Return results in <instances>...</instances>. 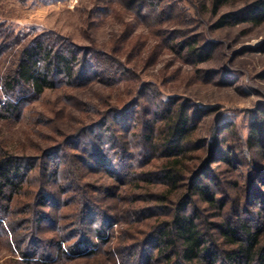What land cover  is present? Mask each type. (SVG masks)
<instances>
[{
	"label": "rangeland",
	"instance_id": "1",
	"mask_svg": "<svg viewBox=\"0 0 264 264\" xmlns=\"http://www.w3.org/2000/svg\"><path fill=\"white\" fill-rule=\"evenodd\" d=\"M253 1L229 0L216 11V0H0V44L5 39L0 48L1 98H5L3 77L14 63L18 46L43 36L61 35L86 50L111 56L117 64L114 67L112 60L95 55V67L83 79L86 87L47 91L19 114L0 119V155L9 152L40 160L38 171L16 194L26 207L12 209L13 217L3 213L18 228L16 239L25 242L22 250L33 227L45 243L58 237L68 242L66 246L74 242V232L90 227V235L101 246L95 258L48 260L49 264H115L111 252L130 248L139 240L146 242L153 226L166 220L165 212L155 206L161 205L157 195L169 194L170 186L161 176L150 178L145 173L159 172L168 161L162 149L147 148L161 147L165 121L157 114L160 106L170 102L187 104L202 120L185 153L188 172L212 161L208 179L196 177L198 171L189 173L180 192L208 180L224 206L209 208L193 197L190 208L199 210L201 225L214 228L226 219L260 221L264 135L255 149L247 141L255 124L264 121V23L246 22L241 15ZM197 41L198 47L206 46L203 58L190 57L183 49L185 43ZM117 108L121 111L115 112ZM117 115L119 125L97 127ZM147 128L155 131L149 144ZM215 139L218 145L212 157L206 146ZM123 142L128 152L118 148ZM223 157H229L231 164L220 162ZM47 162L50 179L40 172V165ZM44 188L60 199L59 207L48 208L46 199L39 201ZM82 208L87 212H80ZM152 208L157 210L147 211ZM38 211L43 213L41 220L50 214L54 223L37 225L36 217L33 223L24 222ZM83 213L90 219L113 217V222H105L107 244L95 235L99 224L91 227L88 218L81 222ZM57 225L59 232L54 230ZM212 233L221 237L216 230ZM9 234L0 231V264H27L19 242L13 243ZM151 264L165 263L158 258Z\"/></svg>",
	"mask_w": 264,
	"mask_h": 264
},
{
	"label": "trees",
	"instance_id": "2",
	"mask_svg": "<svg viewBox=\"0 0 264 264\" xmlns=\"http://www.w3.org/2000/svg\"><path fill=\"white\" fill-rule=\"evenodd\" d=\"M228 1L216 0L215 10L221 9ZM242 14L246 22L258 25L264 23V0H254L244 8ZM48 36L30 40L18 46L14 63L3 77L5 98L0 97V119L5 118L6 115L19 114L27 105L41 98L47 91L59 90L62 87H86L87 84L83 79L89 74L90 68L95 67L93 61H97L99 54L103 59L112 60L109 55H102V52L96 50H86L71 43L68 38L61 35ZM196 44L198 41L185 43L183 49L190 57L203 58L206 56V46L198 47ZM4 46L5 39L1 42L0 48H4ZM110 62L113 63L114 67L117 66L115 60ZM141 95L138 100L142 98ZM138 103L140 102H137L136 105ZM160 107V113L157 115L165 121L160 139L161 147L150 145V148L147 149L154 151L162 149L161 153H166L165 157L168 158V161L160 168L159 172H147L145 176L150 178L156 175L161 176L166 182L164 184L170 186L169 194L157 195L161 205L155 206V208L165 212L163 214L166 220L153 226L146 242L139 240L137 244L131 246L137 249L136 252H129L131 247H124L121 251L116 250V253L111 252V255L115 254V264H119L120 261L121 264H151L154 259L158 258H162L165 264H264V242L262 240L264 213H258L260 221L254 224L243 219H237L236 222L233 219H226L224 222L216 224L214 228L207 224H202L207 225L204 227L201 225L198 216L199 210L190 208L193 205V197L201 198L209 208L223 209L224 207L217 200L216 193L212 191L208 180L191 187L187 192H180L183 189L181 184L185 181L187 174L191 173L192 175L198 171L196 177L208 179L209 169L212 166V161L209 159L197 166L196 169L191 168L188 172V167L184 164L188 145L202 120L185 103L170 102ZM120 111V108H117L115 112ZM118 115L112 122H108L105 118L100 122L99 125L101 126L97 127L103 129L107 128V125L109 127L111 123L113 125L120 123ZM89 130L93 129L89 128ZM147 131L150 132L147 136L148 141H146L149 144L152 142L150 140L155 131L153 128H147ZM87 132L91 133L86 131L85 134ZM263 135L264 121H260L252 129V135L248 139L247 145L253 149L259 147L258 143ZM97 137L101 139L100 134H97ZM122 141L123 138H121L120 143ZM217 142L218 140L215 139L206 146L212 157L217 151ZM118 148L124 152L129 151L126 142H123L122 146L119 145ZM47 152L44 155L48 154ZM39 161L38 158L15 156L9 152L0 155V231L6 229L10 234L12 233L13 243L19 242L20 255L27 264H49L48 260L73 262L97 257L100 254L101 246L90 235L93 233L90 227H86L85 232L82 230L81 233L74 232V238H72L74 242L69 246H66L67 241L58 239V237H54L49 240V243H45L39 238L40 233L33 227L32 235L28 236L30 241L22 250L20 245H25V242L16 239L18 228L13 227L14 221L6 220L3 213L13 217L12 209L17 210L20 205L26 207L19 199L16 200V194L21 192L26 183L38 171ZM220 162L231 164L229 157L220 158ZM50 168V162L40 165V172L46 179H50ZM121 171L119 174H122ZM58 173H61L60 169H58ZM45 199L48 201L44 204L45 207L49 208L51 204H54L57 208L61 205L60 199L58 200L57 196L46 188L41 191L39 201L43 203L42 200ZM4 202H8V205H3ZM165 203L168 205L164 206ZM37 206L39 205L37 204ZM88 208L95 209L91 205ZM88 208H82L80 212L83 209V212H87ZM31 213V220L26 218L25 223H33L35 217L36 221L39 220L37 225L41 221L54 223L50 214H46L44 220H41L40 218L43 216L41 211ZM89 216L91 215L83 213L81 222L85 223L87 218L90 219ZM113 220V217L102 218L101 220L100 216L97 215L90 219L91 227L99 224V227L95 229V235L104 244L108 243L105 242L107 239L104 236L105 222L109 224ZM18 227L21 228L22 226ZM54 230L59 232L60 227L57 225ZM214 230L219 232L220 238L214 236L212 233ZM150 245L153 246L150 248Z\"/></svg>",
	"mask_w": 264,
	"mask_h": 264
}]
</instances>
